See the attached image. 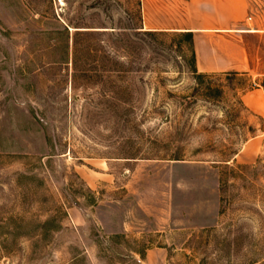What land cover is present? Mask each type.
Instances as JSON below:
<instances>
[{
  "label": "rangeland",
  "instance_id": "374dc122",
  "mask_svg": "<svg viewBox=\"0 0 264 264\" xmlns=\"http://www.w3.org/2000/svg\"><path fill=\"white\" fill-rule=\"evenodd\" d=\"M138 27L140 0H0V264H264V81Z\"/></svg>",
  "mask_w": 264,
  "mask_h": 264
},
{
  "label": "crops",
  "instance_id": "0c3cea01",
  "mask_svg": "<svg viewBox=\"0 0 264 264\" xmlns=\"http://www.w3.org/2000/svg\"><path fill=\"white\" fill-rule=\"evenodd\" d=\"M140 4L143 30L192 36L198 72L264 81L260 0H140ZM248 107L264 117V102L250 100Z\"/></svg>",
  "mask_w": 264,
  "mask_h": 264
},
{
  "label": "trees",
  "instance_id": "16d2710c",
  "mask_svg": "<svg viewBox=\"0 0 264 264\" xmlns=\"http://www.w3.org/2000/svg\"><path fill=\"white\" fill-rule=\"evenodd\" d=\"M141 23H142V18H141ZM134 29H141L142 30L143 27H138V28H134ZM74 32H76V33L74 34L72 45H73V50H74V54H75L80 47L77 40H76V37L80 34V32H90V31H79L78 29H76ZM145 33H151V32H145ZM185 35L189 37L188 41L191 44L192 49H193L192 36L190 34H185ZM132 36H134V35H132ZM124 42H125V40L122 39L121 37H116V38L109 40L106 44L107 50H108V56H107L108 69H107V72L110 74L109 78L113 77V78H118L119 80H124V79L128 78V75H130L131 73L138 72V70L132 69L131 64L126 65L120 61L121 58L118 55L119 51L127 50L128 52L134 53L131 50V48L129 46H127ZM85 48H89L88 45L85 46ZM193 54H194V50H193ZM128 102H129V100H127V99L124 100V103H128Z\"/></svg>",
  "mask_w": 264,
  "mask_h": 264
}]
</instances>
